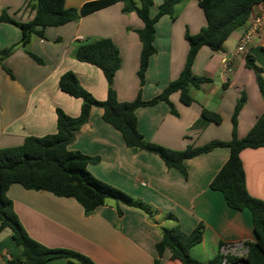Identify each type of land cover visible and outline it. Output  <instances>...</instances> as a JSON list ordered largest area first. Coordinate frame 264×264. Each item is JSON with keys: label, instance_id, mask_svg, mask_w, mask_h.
I'll list each match as a JSON object with an SVG mask.
<instances>
[{"label": "crops", "instance_id": "1", "mask_svg": "<svg viewBox=\"0 0 264 264\" xmlns=\"http://www.w3.org/2000/svg\"><path fill=\"white\" fill-rule=\"evenodd\" d=\"M89 1L65 0V6L81 8ZM136 1L140 5V0ZM163 1L154 0L152 16ZM36 2L0 0V14L6 9L15 20L27 22L34 17ZM260 13H264V3L253 6L249 19L229 35L222 50L214 51L208 45L199 49L193 72L211 80L190 88L191 104L183 103L180 92L175 91L169 99L177 114L165 100L137 109L138 129L147 141L176 150L213 140L229 141L233 112L242 95L245 102L237 115V136L242 138L249 132L264 111V98L246 55L254 57L264 77V27L245 51L239 52L237 46L250 18ZM175 14V19L165 14L155 23L156 52L149 59L143 84L139 76L143 44L138 31L145 24L135 11L124 12L123 2L75 21L47 26L43 36L33 34L26 45L18 26L0 21V50L12 48L0 64V148L21 145L28 136L56 133L57 108L79 116L82 99L59 87L66 71H73L95 98L106 99L109 85L103 71L75 57L77 47L88 41L109 38L119 48L121 66L113 85L120 101H132L139 94L144 100L160 95L185 65L189 51L186 32L196 34L207 25L198 0H181ZM203 108L219 114L221 122L203 118ZM69 149L98 157L97 162L88 164L89 171L150 206L153 215L110 198L86 215L74 198L12 184L7 195L22 224L30 236L49 247L74 249L97 264H155L157 259L159 264H182L171 259L169 250L159 256L156 245L163 227L180 224L190 232L202 224V240L191 248V254L204 262L217 254L221 244L255 239L250 210L229 207L223 193L210 187L229 158L226 146L185 160V177L178 169L167 167L156 153L128 146L121 132L103 119V109L94 106ZM240 156L249 193L264 200V147L243 149ZM21 254L11 230L0 231V264H8ZM49 264H68V260L57 257Z\"/></svg>", "mask_w": 264, "mask_h": 264}, {"label": "trees", "instance_id": "2", "mask_svg": "<svg viewBox=\"0 0 264 264\" xmlns=\"http://www.w3.org/2000/svg\"><path fill=\"white\" fill-rule=\"evenodd\" d=\"M180 1L164 0L157 13L152 16L151 7L154 0H140V5L136 0H92L81 8H68L65 6V0H37L35 14L30 21L19 22L6 9L2 10L0 21L18 26L22 32V44L26 45L33 34L43 36V29L47 26L75 21L87 13L116 2H123V11H135L145 24L138 31L143 44L139 69L143 84L149 59L156 52L153 44L156 33L155 23L165 14L175 19V6ZM198 2L205 12L207 25L196 34L186 32L189 51L185 65L178 78L171 81L160 95L144 100L139 94L132 101H120L113 85L115 74L121 66L119 48L109 38L88 41L77 47L75 57L79 61L94 64L103 71L109 85L106 99L95 98L81 85L73 71H66L60 77L59 87L69 95L82 99L79 116H70L63 109L57 108L56 133L41 137L28 136L21 145L0 148V231L5 228L10 229L14 242L22 249L21 256L8 260V264H49L51 259L57 257L67 258L68 264H97L79 251L49 247L30 236L14 209L12 199L7 195L9 187L14 183H20L30 190H45L58 197L74 198L83 207L86 215L91 214L98 206L104 205L109 198L128 206L138 207L149 216L153 215L150 206L134 199L122 189L97 178L89 171L88 164L97 162L98 157L69 149L76 132L89 120L94 106L103 109V119L121 132L128 146L156 153L167 167L178 169L185 177L188 175L185 160L219 146L228 147L229 158L212 179L210 187L223 193L229 207L236 210H250L255 239L244 242L249 248L246 258L249 264H264V200L249 193L240 156L243 149L264 147V111L249 132L242 138L238 137L237 115L245 102V96L242 95L232 116L231 140H213L202 146H188L183 150L149 142L138 129L136 111L140 107L165 100L170 104L172 113L177 114L169 99V95L175 91L180 92L183 103L189 105L193 102L190 88L199 87L201 83L211 80L193 72V63L199 49L203 45H208L214 51L222 50L229 35L249 19L253 6L264 3V0H198ZM11 51L12 48L0 50V64ZM246 61L247 66L255 71L257 84L264 98L263 69L255 63L254 57L250 54L246 55ZM202 116L207 121L221 122L219 114L206 108H203ZM118 212L122 213L120 207ZM167 217L174 218L172 214H168ZM202 237V224L190 232L184 231L180 224L163 227L162 237L156 245L158 254L162 256L166 250H169L171 259L182 264H223L225 258L227 264H237L240 261L239 255L230 253L226 256L221 250L206 262L195 258L191 254V248L199 243ZM155 264H159L158 259L155 260Z\"/></svg>", "mask_w": 264, "mask_h": 264}, {"label": "built area", "instance_id": "3", "mask_svg": "<svg viewBox=\"0 0 264 264\" xmlns=\"http://www.w3.org/2000/svg\"><path fill=\"white\" fill-rule=\"evenodd\" d=\"M263 27H264V13L257 14L252 18H250L249 28L241 37L239 44L237 46V50L239 52L245 51L247 45L252 41L253 37L263 29ZM220 249L221 252L226 256L230 253H235L239 255L241 259L246 258L249 251V248L245 245L244 242L222 244ZM223 264H227V258L224 259Z\"/></svg>", "mask_w": 264, "mask_h": 264}, {"label": "water", "instance_id": "4", "mask_svg": "<svg viewBox=\"0 0 264 264\" xmlns=\"http://www.w3.org/2000/svg\"><path fill=\"white\" fill-rule=\"evenodd\" d=\"M237 264H249L247 258L241 259Z\"/></svg>", "mask_w": 264, "mask_h": 264}, {"label": "rangeland", "instance_id": "5", "mask_svg": "<svg viewBox=\"0 0 264 264\" xmlns=\"http://www.w3.org/2000/svg\"><path fill=\"white\" fill-rule=\"evenodd\" d=\"M221 250V249H220Z\"/></svg>", "mask_w": 264, "mask_h": 264}]
</instances>
